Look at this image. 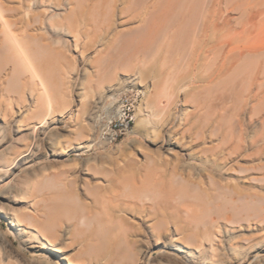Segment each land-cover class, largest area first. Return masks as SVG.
Wrapping results in <instances>:
<instances>
[{
    "label": "bare ground",
    "instance_id": "1",
    "mask_svg": "<svg viewBox=\"0 0 264 264\" xmlns=\"http://www.w3.org/2000/svg\"><path fill=\"white\" fill-rule=\"evenodd\" d=\"M69 34L76 43L87 39L85 52L107 41L112 80L122 66L142 76L147 65L157 71L159 92L150 109L153 117L171 115L173 129L144 164L102 167L90 179L93 168H86L84 202L62 221L39 202L34 214L0 205L24 247L47 249L27 264H49L48 257L71 264L62 243L84 245L92 228L105 238L122 225L134 230L126 235L129 244L144 237L178 264H214L224 217L246 215L264 224V209L256 207L264 203V0H0V127L12 115L13 95L25 104L27 87L36 93L27 125L38 120L46 127L58 112L72 70ZM19 59L31 73L26 81ZM182 96L193 112L184 103L175 109ZM11 154L1 151L0 158ZM24 157L18 152L14 161ZM29 166L15 186L21 192L10 188L1 199L30 202L48 183L66 190L72 182L70 170L47 174L53 168L48 163ZM199 230L210 244L209 257L199 258L191 247L201 243ZM225 238L243 248L240 264H264V243L253 245L244 234ZM143 256L133 251L129 264H146ZM0 264L22 263L0 253Z\"/></svg>",
    "mask_w": 264,
    "mask_h": 264
},
{
    "label": "rangeland",
    "instance_id": "2",
    "mask_svg": "<svg viewBox=\"0 0 264 264\" xmlns=\"http://www.w3.org/2000/svg\"><path fill=\"white\" fill-rule=\"evenodd\" d=\"M235 15L237 14L232 16L237 18L238 15ZM64 39L71 44L68 54L72 59V70L68 85L63 89L64 101L63 105L58 106V112L46 127H40L38 120L27 125L36 103V93L31 94L27 87L25 104L19 105L16 95H13L9 107L12 115L6 118L8 124L0 127V152L12 153L9 158H0V196L10 188L19 186L28 165H31L30 170H36L43 163H48L53 168L47 174H58L61 170H70L72 173V182L66 190L48 183L30 202L16 197L11 198V203H8L0 197V205L10 204L19 209L27 208L25 212L34 214L33 203L39 202L41 207H49V215L53 218L59 216L61 221L84 202L86 168H93L87 176L90 179V176H96L102 167H126L137 162L144 164L148 157L160 150L165 133L173 129L171 115L162 113L153 117L150 109L153 95L159 92L154 86L160 83L157 71L149 72L150 66L147 65L144 68L146 74L142 76L139 69L122 66L117 79L112 80L108 78L112 63L107 57V41L97 45L90 44V50L85 52L83 44L87 39L76 43V39L70 34ZM18 63L26 81L31 77L30 70L21 59ZM13 72L12 66L8 67L9 79ZM54 94L57 96V91ZM126 97L130 98L133 104L128 128L124 126L125 119L122 115V101ZM178 101L179 104L175 106L177 111L185 108L181 105L183 103L188 111H194V104L188 102L189 100L187 103L184 96ZM162 106H166V103ZM115 124L118 125L119 137L116 142H112V127ZM53 142L55 146L52 145ZM81 146H87L88 149L83 150ZM52 151L57 156L52 155ZM18 152H23L25 157L14 161ZM15 191L21 192V189L17 187ZM254 201H257V198ZM59 205H63L62 213L57 209ZM256 207L258 210L264 209V203H258ZM251 215L254 216L255 213L251 211ZM250 217L244 215L235 218L229 215L220 222L218 238L215 241L219 250L213 260L214 264L241 263L239 260L244 250L236 243H226V233L244 234L247 238L254 239L251 243L253 245L264 243V224L256 218L249 221ZM243 219L244 222L241 221ZM11 222L12 220L0 215L1 258L8 261L11 257L22 264H27L29 259L40 260L38 254L47 253V249L24 247L16 239L15 228ZM132 231L134 230L130 226L122 225L105 239L93 234L92 228L85 236L84 245L62 243L61 246L63 251L68 253L71 264H129L133 251L144 254L146 264H178L172 256L160 254L152 239L140 237L135 245L129 244L126 235ZM200 232L199 230L197 235L199 233L201 243L198 247L196 244L191 247L199 258L209 257L210 244ZM39 244L33 241L31 245ZM105 255H108L107 258L102 259ZM55 259L56 257H48L47 261L49 264H56ZM66 263L70 264L68 261Z\"/></svg>",
    "mask_w": 264,
    "mask_h": 264
},
{
    "label": "built area",
    "instance_id": "3",
    "mask_svg": "<svg viewBox=\"0 0 264 264\" xmlns=\"http://www.w3.org/2000/svg\"><path fill=\"white\" fill-rule=\"evenodd\" d=\"M122 112H123V116H124V126L126 127V128H128L129 127V125H130V120H129V116H130V110H131V107L133 106V104H132V101H131V99L130 98H128V97H126L125 99H123V101H122ZM119 129H118V125L117 124H115L113 127H112V138H111V140H112V142H116L117 140H118V137H119Z\"/></svg>",
    "mask_w": 264,
    "mask_h": 264
}]
</instances>
